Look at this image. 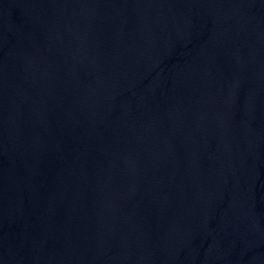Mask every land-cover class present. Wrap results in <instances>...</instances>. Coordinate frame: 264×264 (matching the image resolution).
Listing matches in <instances>:
<instances>
[{"label":"water","instance_id":"water-1","mask_svg":"<svg viewBox=\"0 0 264 264\" xmlns=\"http://www.w3.org/2000/svg\"><path fill=\"white\" fill-rule=\"evenodd\" d=\"M0 264H264V0H0Z\"/></svg>","mask_w":264,"mask_h":264}]
</instances>
